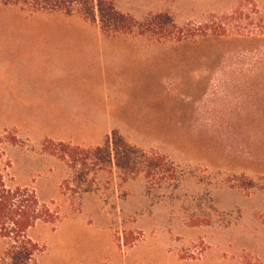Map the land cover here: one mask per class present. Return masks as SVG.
Wrapping results in <instances>:
<instances>
[{"label":"rangeland","instance_id":"1","mask_svg":"<svg viewBox=\"0 0 264 264\" xmlns=\"http://www.w3.org/2000/svg\"><path fill=\"white\" fill-rule=\"evenodd\" d=\"M239 1L115 6L137 22L164 15L185 27L228 15ZM49 28L57 40L101 54L104 80L117 87L116 100L106 97L115 131L162 159L166 174L149 183L143 175L123 182L117 171L76 179L86 172L58 159L61 143H39L30 126L20 131L30 140H21L1 121L0 170L66 216L30 232L45 249L35 264H264V41L159 43L104 34L77 15L0 3V41L36 40L44 34L34 32ZM5 251L0 241V259Z\"/></svg>","mask_w":264,"mask_h":264},{"label":"trees","instance_id":"2","mask_svg":"<svg viewBox=\"0 0 264 264\" xmlns=\"http://www.w3.org/2000/svg\"><path fill=\"white\" fill-rule=\"evenodd\" d=\"M115 1L0 0V3L31 13L77 15L99 26L104 34L147 35L159 43H181L199 38L206 41H264V9L255 0H240L228 15L212 17L199 26L185 27H178L164 15L137 22L118 12ZM58 152V159L67 161L75 172L78 167L86 172L75 173L76 179H83L90 172L111 174L117 171L123 182L143 175L149 183L155 179L162 181L166 174L162 159L131 147L116 131L107 136L100 147L81 148L61 143ZM89 192L92 191L85 189L82 194ZM65 218L54 202H41L33 189L19 186L6 170H0V241L6 246L0 264H35V259L45 249L30 237V232L39 224L55 225Z\"/></svg>","mask_w":264,"mask_h":264},{"label":"crops","instance_id":"3","mask_svg":"<svg viewBox=\"0 0 264 264\" xmlns=\"http://www.w3.org/2000/svg\"><path fill=\"white\" fill-rule=\"evenodd\" d=\"M56 31L0 41V122L21 140H30L20 133L30 126L39 143L100 147L118 130L106 101L118 98L117 87L104 80L108 72L93 46L57 40Z\"/></svg>","mask_w":264,"mask_h":264}]
</instances>
